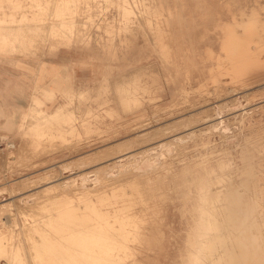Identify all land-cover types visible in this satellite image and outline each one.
Returning <instances> with one entry per match:
<instances>
[{
    "label": "rangeland",
    "instance_id": "1",
    "mask_svg": "<svg viewBox=\"0 0 264 264\" xmlns=\"http://www.w3.org/2000/svg\"><path fill=\"white\" fill-rule=\"evenodd\" d=\"M206 1L0 0V140L14 143L0 149V264H183L186 223L164 166L139 169L141 151L155 146L145 155L160 163L157 144L177 134L202 148L203 135L218 139L219 120L242 158L237 143L264 130V46H246L243 32L229 62L216 26L240 9L263 21L264 0ZM180 10H193V46L179 34ZM185 56L195 69L176 92ZM87 63L95 78L83 82L75 69ZM254 151L264 164V148Z\"/></svg>",
    "mask_w": 264,
    "mask_h": 264
},
{
    "label": "bare ground",
    "instance_id": "2",
    "mask_svg": "<svg viewBox=\"0 0 264 264\" xmlns=\"http://www.w3.org/2000/svg\"><path fill=\"white\" fill-rule=\"evenodd\" d=\"M226 1L231 2V3H237V0H226ZM205 2L208 3V1L206 0H193L194 5L199 8L204 7L203 4H205ZM192 12L193 10L190 11L189 13L186 12L185 10H180L176 18L179 22L182 21L183 23L179 31V34L181 36L183 37L185 36V42L183 44L187 43L189 46H193V44L195 43L194 38L191 35L192 34L191 32H193V30L191 28L192 26L190 25L193 22V18H194ZM238 14H239V17L235 18L233 21H229L225 23L224 25L216 24L217 27L225 29L223 36H220V39L222 40V47L227 50L226 51L227 56L225 55V57L227 61L229 60V62H231L230 60L232 59V55L234 54L236 55L239 52L240 43L243 39L242 38L243 32H244V37H245V44L249 40V42L255 41L256 44L258 43L259 45L264 46V20L262 21L259 18V16L257 15V11L253 8L250 9L249 11H244L243 9H240ZM31 24H34V23H31ZM242 45H244V43ZM252 46H253V43H252ZM243 49L244 48H242V50ZM250 53H249V56H250ZM242 57L243 59H245L244 56ZM184 58H185L184 63H185L186 68H177L174 74H172L171 76L172 80L175 83L174 90H176V92H178L179 90H185L183 88V84H180L179 75L183 73L185 75V79L190 80L192 79L191 73L195 69V68H192L195 66V62L193 58H189L188 56H185ZM254 63L256 64V62ZM254 63L252 65H255ZM250 64L251 63H249V65ZM251 72L247 74H252ZM254 72H256V70ZM257 72L260 73V70ZM245 75L244 76L242 75V76L245 77ZM252 75H254V73ZM205 78L206 77L203 76V74H199L197 76V79L199 80L200 85L203 84V81L205 80ZM241 79L240 78L238 79L239 82ZM247 80H249V78ZM219 81L221 80L219 79ZM242 81L243 80H241V82ZM244 81H246V79ZM235 83L233 84L236 85ZM239 85H242V84L240 83ZM218 111L219 110H217V112ZM213 113H214V110H213ZM201 116H204V114ZM207 121H210V119L205 120L204 124ZM218 121L219 120H217V125L213 128V130L216 129L215 131L219 135L218 139L216 138L211 139L209 138L211 136L210 134L206 135L205 132H201V134L203 133L205 135H203L201 139H199L202 141L200 143L201 144H205V142L207 143V145H205L204 147L201 148L199 144L194 145V143H190L191 141L187 139L189 134L188 135L187 134H184V135L177 134L172 139H168L167 141L157 144V147L159 146V148H161L160 146H162L164 150L161 149V151L165 152L164 157L162 158L161 162L159 161L160 163L155 162L157 164H154V162L153 163L149 162L148 159L150 158V156L145 155L147 151L148 152L153 151L154 153L153 147L155 146H153L143 151L140 150L141 153L145 152L144 154H142L143 157L141 156L143 159L145 157V159L144 160L141 159L140 164H138L139 161L136 162L135 164L139 165L138 166L139 169L146 167V170L145 169H144L145 171L143 170L144 172L153 170L159 164L163 165L165 168L164 182H165L167 189L171 191L170 193L172 194V196H170V200L172 203L177 202L176 208L180 216L183 218V220L186 223L185 224L186 225L185 236H184V241H183L184 247H185L183 264H264V168L260 167V166H264V164H263V160H261L260 158L258 160L256 159L257 153H255L254 151L255 149H258V148H264L263 147L264 146V130L261 132L257 131L255 134L253 133L254 135H256L255 136L256 138L254 140L252 139L253 142H246L244 144L240 142L237 143L238 144L236 148L237 150L239 147L243 145H246L247 150H248L247 153L244 156H242V158H238V156L233 155L232 152H230L229 145H228L230 143L231 144L236 143V139L234 138L236 136V133L235 135L234 134L231 135L232 131L229 133L231 128L228 125H226V123L224 125L222 124L223 126L220 127V125L218 124ZM221 122L224 123L223 121ZM254 125H257V123ZM167 128L169 129V127ZM209 129L210 128L208 127L206 130L208 131V133H211L210 131H212V129L210 130ZM191 134L193 133L191 132ZM237 141H238V137H237ZM128 142H131V141H128ZM134 143H136V140ZM262 151H259V152H262ZM141 153L140 152L136 154L134 153L133 155L130 154L127 156L128 158L131 157L134 160L133 157L137 156V154L141 155ZM259 154H262V153H259ZM156 155L159 156V153ZM147 157L149 158L147 159ZM125 158H127L126 155H125ZM261 158H264V157H261ZM114 159L115 160L112 161V164H113L112 166H116V165L119 166L118 164H120L121 158H117V159L114 158ZM134 161H132V163H134ZM150 161H153V160H150ZM124 165L126 166V164H123V166ZM136 165L135 167L133 166V168L131 166L129 167H131V169H134L137 167ZM93 172L96 173L97 171L96 172L93 171ZM140 173L142 172L140 171ZM110 178L113 179L112 177ZM106 185H109V183ZM108 225L110 226L111 224L109 223ZM110 228L113 229L115 227H110ZM129 254H130V251H129ZM79 264H81V262Z\"/></svg>",
    "mask_w": 264,
    "mask_h": 264
},
{
    "label": "crops",
    "instance_id": "3",
    "mask_svg": "<svg viewBox=\"0 0 264 264\" xmlns=\"http://www.w3.org/2000/svg\"><path fill=\"white\" fill-rule=\"evenodd\" d=\"M103 67H104V65L103 66H100V65L97 66V68H103ZM91 68H93V66H91L90 63H87V65L82 66V70H84V71L81 70V73H79V68H76L75 70L77 71V74L80 76V78H83L82 79L83 82H88L91 78H95L94 73L91 71ZM100 77H101V74H98L97 78L100 79ZM24 95L27 96V93L25 92Z\"/></svg>",
    "mask_w": 264,
    "mask_h": 264
},
{
    "label": "built area",
    "instance_id": "4",
    "mask_svg": "<svg viewBox=\"0 0 264 264\" xmlns=\"http://www.w3.org/2000/svg\"><path fill=\"white\" fill-rule=\"evenodd\" d=\"M11 149V148H14V143L13 142H10L9 140L5 141L4 140H0V149Z\"/></svg>",
    "mask_w": 264,
    "mask_h": 264
}]
</instances>
